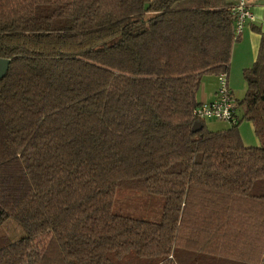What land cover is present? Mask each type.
<instances>
[{
	"label": "trees",
	"instance_id": "16d2710c",
	"mask_svg": "<svg viewBox=\"0 0 264 264\" xmlns=\"http://www.w3.org/2000/svg\"><path fill=\"white\" fill-rule=\"evenodd\" d=\"M233 5L0 0V264H264V32L235 121L191 130Z\"/></svg>",
	"mask_w": 264,
	"mask_h": 264
},
{
	"label": "crops",
	"instance_id": "0c3cea01",
	"mask_svg": "<svg viewBox=\"0 0 264 264\" xmlns=\"http://www.w3.org/2000/svg\"><path fill=\"white\" fill-rule=\"evenodd\" d=\"M230 1L236 2V0ZM246 3L253 14V19L246 22L242 32L238 35L237 41L233 44L231 67L227 74L228 86L232 83L231 76L234 69L236 73V65L233 66V63H237V70L241 72L243 69L250 67L255 60L259 46L260 34L257 29L264 32V0H246ZM216 88L217 76L204 75L196 92L197 101L199 103L211 101L214 98ZM231 93L233 95L232 90Z\"/></svg>",
	"mask_w": 264,
	"mask_h": 264
},
{
	"label": "built area",
	"instance_id": "2783aa9c",
	"mask_svg": "<svg viewBox=\"0 0 264 264\" xmlns=\"http://www.w3.org/2000/svg\"><path fill=\"white\" fill-rule=\"evenodd\" d=\"M234 17V33L238 36L247 21L253 19V14L247 6L246 0H236L231 7ZM235 102L228 86L227 75L221 73L217 76V88L214 98L209 102L201 103L194 110L197 120L215 119L221 121H235Z\"/></svg>",
	"mask_w": 264,
	"mask_h": 264
},
{
	"label": "rangeland",
	"instance_id": "374dc122",
	"mask_svg": "<svg viewBox=\"0 0 264 264\" xmlns=\"http://www.w3.org/2000/svg\"><path fill=\"white\" fill-rule=\"evenodd\" d=\"M236 65L235 69L231 76V84L229 85L230 89L233 92L234 102L241 100L246 91V82L241 71L237 70V63H233V66ZM231 67V61H230ZM230 69V68H229ZM238 114H241V111L238 110ZM199 121V120H196ZM205 125L209 130L217 131L221 129L228 128L231 124L228 121H218L215 119H205ZM239 132L243 139L245 145L256 146L259 144L258 138L256 137L253 126L249 121H242L239 125ZM24 232L21 226L12 218L6 219L3 222H0V235H5L11 240H17L23 236Z\"/></svg>",
	"mask_w": 264,
	"mask_h": 264
},
{
	"label": "water",
	"instance_id": "95a60500",
	"mask_svg": "<svg viewBox=\"0 0 264 264\" xmlns=\"http://www.w3.org/2000/svg\"><path fill=\"white\" fill-rule=\"evenodd\" d=\"M8 65H9L8 59L0 58V78H2L4 74L6 73ZM200 128H201V123L199 121H195L192 125L191 130L195 132L199 130Z\"/></svg>",
	"mask_w": 264,
	"mask_h": 264
}]
</instances>
